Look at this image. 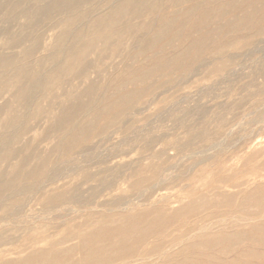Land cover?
Instances as JSON below:
<instances>
[{"label": "rangeland", "instance_id": "1", "mask_svg": "<svg viewBox=\"0 0 264 264\" xmlns=\"http://www.w3.org/2000/svg\"><path fill=\"white\" fill-rule=\"evenodd\" d=\"M18 1L28 13L26 20L37 23L35 29L41 39L40 49L21 61L28 71L39 75L49 71V63L43 57L58 34L63 35L58 45L66 48L70 35L83 30L81 38L88 40L89 45L71 54L72 70L62 71L59 83L47 90L46 96L31 97V114L37 108L39 114L18 121V125L29 129L20 131L11 144L17 153L1 161L0 170L7 177H20L23 167H30L38 158L44 159L46 174L56 172L58 179L47 188L58 187L68 193L85 174L94 175L78 186V194L85 197H89V187L96 186L100 178L116 181L120 184L117 190L91 198L100 203L121 194L123 203H132L129 211L145 212L138 224L149 231L140 238H129L133 243L125 246L132 248L131 264H264V104L254 106L256 101L264 102V0H133L112 17V22L96 31L90 26L107 12L109 4L126 0H82L77 3L78 14L69 13L67 8L56 9L52 12V31H47L46 15L31 13L33 5H43L44 1ZM161 20L172 23L170 29L174 32L169 29L171 36L169 30L162 32L151 42L154 26ZM19 21H25V17ZM4 22L0 20V28H16V23ZM250 25L256 30L249 29ZM143 37H149V46H140ZM3 49L4 53L16 52L0 48ZM129 49L134 53L131 57L126 54ZM66 53L69 54L67 49L62 52ZM123 63L138 73L149 69V73L123 85L125 90L145 89L131 111L123 114L130 120L122 115L123 124L120 120L108 124L81 147L74 146L66 155L59 156L52 145L66 127L58 130L51 127V122L60 104L89 86L92 87L87 97L102 93L108 77L120 71ZM5 79L0 92V105L8 104L4 113L18 109L14 92L26 81L17 79L13 67L7 68ZM87 97L82 95L85 100ZM102 117L98 119L99 125L107 120ZM114 127L119 129L113 132ZM202 131L210 139L200 143L193 137V144H186L188 137ZM146 137L149 145L144 144ZM249 139L252 141L247 143ZM210 144L213 146L208 150ZM23 155L29 156L27 163L23 167L14 165ZM132 158V166L140 170L130 177L126 164ZM108 165L114 171L99 172ZM44 180L37 181L33 187L37 191L32 189L35 193L23 195L25 205H21L17 218L13 215L15 219L11 216L1 222L0 231L16 240L2 246L7 250L3 258L13 261L25 257V250L14 252L18 244L43 248L44 240L56 239L59 248L74 246L64 260L79 262L94 243L82 245L78 233L94 229L104 214L117 220L119 208L92 204L78 210L74 203L44 208L42 201L34 199L46 183ZM148 194L150 203L143 198ZM116 226H107L110 235L116 232ZM63 237L67 240L60 241ZM143 250H149V254Z\"/></svg>", "mask_w": 264, "mask_h": 264}, {"label": "bare ground", "instance_id": "2", "mask_svg": "<svg viewBox=\"0 0 264 264\" xmlns=\"http://www.w3.org/2000/svg\"><path fill=\"white\" fill-rule=\"evenodd\" d=\"M35 1H44V4L43 5H39V4L33 5L31 8V13L32 14L34 13V15H46L48 17V23H47V25L45 24L47 26L46 27L47 31H52L54 29V26H55V20L53 19L52 12L55 11L56 9L67 8L69 13L78 14L80 11H78V9H77V7H78L77 3L81 2L82 0H35ZM132 1L133 0H128V1L126 0V1H123V2L118 3V4H115L116 2L114 4L113 3L109 4L107 12L104 15H101L100 17H98L96 20H94L90 26V29H92V31L93 30L96 31V30H98V28L100 26H106L107 24L112 22V20H111L112 17L116 13L122 11L126 6L125 4L132 3ZM146 1H147V3H149V0H146ZM29 2H30V0H29ZM174 2H175V0H174ZM141 3H143V1ZM205 6H208V5H205ZM185 7H183V8H185ZM25 10L26 9L23 8L21 2H19L18 0H14V1L0 0V20L1 21L5 20L6 22H14L17 24L16 28L14 30L11 29L12 26L0 28V37H1L0 39L2 40L0 42V48L5 47V48H12V49L16 50V52H14V53H4V49H3V51L0 50V92L4 88V83L6 81L5 76L7 74V68L8 67L15 68V76L17 77V79L26 80L25 83H21L20 85H18L15 92H14V100L16 101V105L18 106L17 110L11 109V111H9V109H8L4 113L3 110L8 104L5 103L2 106L0 105V112L2 113L0 116V162L12 158L13 155L15 156V153H17V151L15 149H11V144L16 141L21 130L29 129L28 127H23V124L18 125V121L19 120L24 121V119L27 117H32L34 115L37 116L39 114L40 109H38V108L36 109L35 113L31 114V111H30V109H31L30 108L31 97L35 94H38L40 97L46 96L47 90L51 89L54 85L59 83L58 79H59V76L62 73V71L65 72L68 70H72L73 67L71 65V58H72L71 54L77 52L81 48L87 49V47L89 45L88 40H84L81 38V34L83 33V30H76L75 32H73L72 35H70L71 37L68 40L66 48L60 47L58 45V43L60 42V40L63 37V35L58 34L54 40L53 45L50 47L49 50H47L48 51L47 54L43 57L45 59V61L49 63V66H50L49 71L43 73L42 75H39L37 72L28 71L25 68V66L22 64L21 61L24 58V56H29V55H31L32 52L40 49L41 39H40V34H38L37 30L35 29L37 27V23L32 22L30 20V18H29V20L31 22L26 20V18H28V16H27L28 13L25 12ZM137 10H138V8H137ZM177 10H178V8H177ZM184 11H182V13ZM178 12H179V10H178ZM90 15H92V14H90ZM24 17H25V21L20 22L19 20L21 18L24 19ZM42 21H43V19H42ZM153 21H155V19ZM6 22H4V23H6ZM171 24L168 22H164V21L162 22V20H161V22L158 25L154 26V28H155L154 34L152 35V37H150V41L151 42L154 41L159 34L169 30L172 27ZM255 25L257 27V24H255ZM252 26H253V24H252ZM252 28H254V27H252ZM252 28L250 25L249 29L252 30ZM150 29H151V27H150ZM172 29H170V30H172ZM170 30H169V35L171 36ZM173 32H174V29H173ZM144 33H143V35H144ZM149 34H151V33H149ZM149 34H147V35H149ZM143 38L140 42V46H143V47H144V45L149 46V37H146V38L143 37ZM167 38H169V37H167ZM164 39H165V37H164ZM26 41H29L28 45L25 44ZM133 41H135V40H133ZM167 42H168V40H167ZM136 44H134V42H133L134 46L138 45V44L137 45ZM134 46H133V48H134ZM43 47H45V46H43ZM65 49H67V52L69 54H67V53H66L67 55L62 54V52H64ZM84 49H81V50L83 51ZM126 54L128 55V57H131L132 55H134V53H132L130 51V49H129V51H127ZM126 58H127V56H126ZM146 64L148 65V62H146ZM185 71H184V73H187ZM189 71H192V69ZM147 72L149 73V69H147L145 73H147ZM145 73L144 72L138 73L137 70H131L130 65L128 63H123V68L120 71H118L117 73L108 77L109 82L106 86H104V87H106L105 90L104 91L102 90V93L101 92L98 93L99 95L96 93L97 95L95 97H87V95H89L91 92L92 86L87 87L84 91H82V93H76V94H73L71 96L69 95L70 99L67 100L66 102L60 104L58 112L53 117V120L51 122V127H54L56 129L58 128V130H61L62 128L66 127V129L64 131H60L58 133L56 140H55L54 144L52 145V150L56 151L59 156H64L71 150V148L73 149L74 146L81 147L83 144L87 143L89 140V137H91L94 133L101 132L102 129L106 125L118 122L121 119L123 114L128 113V111L133 107L134 103L138 100L141 93L145 90L144 88L125 90L124 86H123L124 83L130 82V81L131 82L135 81L141 75H143ZM184 75H186V74H184ZM138 87H140V86L138 85ZM260 88H262V87L260 86L259 89ZM151 89L152 88H150L148 90H151ZM83 94H86V97H87L86 100L82 98ZM152 94H153V92H152ZM50 102H51V100H50ZM257 104H259L258 106H260V105L262 106V104H264V102H261V104H260L256 101V105H254V106L257 107ZM51 105H53L52 102H51ZM134 108L138 109V106H136ZM262 109H263L262 111H264V108H262ZM136 111H138V110H136ZM260 111H261V109H260ZM260 111L258 112V114L260 113ZM132 112H134V111H132ZM259 115H261V114H259ZM102 116H105L107 118V120L104 118L106 120V122L104 124L99 125L101 122L99 121L100 122L99 124L97 122H98V119L100 117L103 118ZM127 117H129V116H127ZM127 117H124V115H123V119L127 118ZM253 118H255V117H253ZM128 119L130 120V117ZM261 119L262 118H260L259 120H261ZM253 120H256V123H258L257 119H253ZM124 121H126V120H124ZM251 121L252 120H250V122ZM262 121H264V120H262ZM122 122L123 121H121L120 123H122ZM119 125H117V126H119ZM116 128H115V130H113V132L117 131ZM257 128H259V127H257ZM117 129H119V128H117ZM110 134L113 135V133H110ZM193 137L194 138L196 137V139H199L200 143L206 142L208 139H210L209 135H207V133L202 131V132L195 133V135L192 137H188L187 143H186V141H184V142L191 146V144H193V140H195ZM192 138H193V140H191ZM107 139H109V137ZM251 141H252V139H249V141L247 143H250ZM144 144L149 145V137L145 138ZM183 145H182V147H183ZM185 146H187V145H184V147ZM203 146H204V144H203ZM210 146H211V144L209 146H207L208 150H210ZM13 147H15V146H13ZM91 147H92V145H91ZM182 147L180 148V150L183 149ZM88 148H90V147H87V150H88ZM73 156H77V155L75 154ZM69 157H68V159H69ZM79 157L78 158L81 159L80 155H79ZM85 157H86V155H85ZM28 158H29L28 155H23L20 158V160L17 161V164H14V165H20L23 167L27 163ZM71 158H72V156H71ZM208 158H205V160ZM15 159H17V158H15ZM70 160H72V159H69V161ZM74 160H75V157H74ZM81 160H84V159H81ZM130 161L131 162H128L126 164V166L130 170L129 176L133 177L134 175H136V173L140 169H138L137 166H132L131 163L133 161V158ZM45 163H46V160H44V159L42 160V159L38 158V160L35 164L31 165L30 167H23L22 168V170L20 172V177H19V175H16V174H12V175L7 177L4 174V171L0 170V224H1V222H4L5 220L6 221L10 220L8 218H10L13 215H16L15 218L18 217L17 215H18V212L20 211L21 205H22V207H24L23 205H25V204H22L24 201V198H25V196H23V195L27 192H30V191L32 193H35L34 191H32V189L39 179H42V180L45 179L44 181H46V183L44 181L43 182L41 181L42 183H45V184H42L43 186L40 187L41 189H40V193L38 195L39 197L37 196L34 199L42 201V204H43L42 206L44 208L51 209L52 207H56L60 204H65V203L76 204L78 210H80V208H87L88 209L90 205L92 206V204H94V206H108V207L117 206V208H119V210L117 212V220H111L110 214H104L103 215L104 217L98 220V223H97V225H95L94 229L84 230V231H80L78 233V238H79L82 245H85L87 243H88V245L91 243H94L92 250H86L85 255L83 257V260H81L79 262H71L69 260L68 261L64 260V256L66 254L72 252L74 246H71L68 248H59V247H57L58 241L56 239L44 240L46 238L43 239L46 242L45 247H43V248H38L35 246H29L28 247V246H26L25 243L18 244L17 247L15 248L14 252H20V251L25 250L27 252L25 257H23L20 260H13V261L12 260H6V258L4 259L3 256L5 255L7 250L2 248V246L9 244V243H14L16 240L14 239V237L10 238V237L6 236L3 233V231H0V264H131L132 260H133L132 259L133 256H131L132 253H130L132 251L131 250L132 248L127 249V248H125V246L131 245L133 243L132 240L129 241V238L132 239L135 236L140 238L141 236L146 234V232L149 231V229L146 230L145 228L141 227L138 224V223H140V217L143 216L145 214V212L138 211V212L132 213L131 211H129L132 207V203L130 201L123 203L124 198L122 199V201H123L122 202L121 201V197H122L121 194H120L121 197L119 195V196L111 198L110 200L108 199V201H107V199L103 200L100 203L95 202L91 198L92 196H96V194H98V193L108 192L107 194H109L110 192L117 190L119 188L120 184L116 183V181H114L113 179H112L113 181L111 179L106 180L103 177V178H100L98 180V184L96 186H93V185H92L93 187L87 186V188L89 187V189H90L89 197H85L84 196L85 194L84 195L82 194L83 192L81 193L83 196L82 195L80 196L78 194L79 193L78 192L79 191L78 186H80L79 184H82V183L84 184L88 180H91L94 177V175H91V174H85L83 176L82 181L80 183L76 184L68 193L63 192L62 190H58V187L47 188V186L55 184L58 181V179H56L57 175L54 174L56 172H54V173L52 172L53 174H50V175L46 174L45 168H44ZM9 165H10V163H9ZM135 165H137V163ZM108 166L102 167L101 169H99V172L114 171L113 167H111L110 165H108ZM115 166H119V165H115ZM119 167H121V166H119ZM127 168H126V170H127ZM119 170H122V169L119 168ZM120 172H122V171H120ZM112 175H114V173ZM169 175H170L169 177L172 176L171 174H169ZM165 176H163V177H165ZM58 178H60V177L58 176ZM111 178H113V177H111ZM167 178L168 177H166V179ZM172 179L174 180V177ZM29 180L31 182H29ZM164 180H165V178H164ZM167 181H170V180H167ZM134 188H137V187H134ZM145 189H144V191H146V190L148 191L149 188H147L146 190ZM35 191H37V190L35 189ZM85 191H87V190H85ZM143 198L145 200H147L148 203H150L149 202V194L146 197L144 196ZM133 203H135V202L133 201ZM141 204H143V203H141ZM151 204H152V202H151ZM64 207H65V205H64ZM133 208H134V206H133ZM110 209L114 210L112 208H110ZM81 211H83V209H81ZM89 217H90V215L86 216V221L89 220ZM13 218H14V216H13ZM16 220L18 221V219H16ZM16 220H14V222ZM115 224H117V226L113 228V231H116V232H113V234L110 235L108 233V231L110 232L111 229H108L107 226H113ZM2 230H5V229H2ZM16 236H17V234H16ZM63 238H65V237H63ZM65 240H67V238H65L64 240H60V241H65ZM14 252H12V253H14ZM144 254L148 255L149 250H145ZM139 255L141 256V254H139ZM143 257H145V256L143 255ZM135 258H137V257H135Z\"/></svg>", "mask_w": 264, "mask_h": 264}]
</instances>
